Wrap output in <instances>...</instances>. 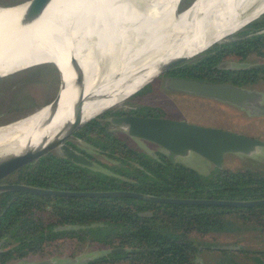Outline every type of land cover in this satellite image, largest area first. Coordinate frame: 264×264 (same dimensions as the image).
Here are the masks:
<instances>
[{
  "label": "trees",
  "instance_id": "1",
  "mask_svg": "<svg viewBox=\"0 0 264 264\" xmlns=\"http://www.w3.org/2000/svg\"><path fill=\"white\" fill-rule=\"evenodd\" d=\"M251 56L264 62V14L248 23L235 39L215 44L199 57L184 62L179 72L208 82L251 85L263 71L217 65L226 59L244 62ZM48 66L54 69L51 64ZM21 83L24 82H18ZM150 93L146 86L135 96L145 100ZM146 108L142 105L136 109ZM117 113L106 111L73 135L109 160V164H102L104 171L68 158L75 159L79 154L92 156L65 141L78 153L65 150L68 157H64L47 152L0 182L55 190L134 191L169 198L238 201L264 198V168H216L202 175L184 165L172 164L161 153L153 155L137 150L111 130L104 119ZM140 212L151 215L141 216ZM234 232L245 235L253 232L255 242L251 248L230 254L253 264H264V205L224 207L157 203L130 197L0 193V264L35 254L68 251L73 256V249L87 242L105 250L125 248V251H107L83 264H195L199 246L200 253L215 250L206 246L205 237Z\"/></svg>",
  "mask_w": 264,
  "mask_h": 264
},
{
  "label": "bare ground",
  "instance_id": "2",
  "mask_svg": "<svg viewBox=\"0 0 264 264\" xmlns=\"http://www.w3.org/2000/svg\"><path fill=\"white\" fill-rule=\"evenodd\" d=\"M181 1L41 0L26 11L0 9V77L47 60L71 69L53 102L0 127V168L117 105L154 67L205 50L264 13V0H195L179 15Z\"/></svg>",
  "mask_w": 264,
  "mask_h": 264
},
{
  "label": "rangeland",
  "instance_id": "3",
  "mask_svg": "<svg viewBox=\"0 0 264 264\" xmlns=\"http://www.w3.org/2000/svg\"><path fill=\"white\" fill-rule=\"evenodd\" d=\"M23 1L25 0H0V9L6 8L5 6L14 5ZM191 1L192 0L181 1L178 10L179 15L195 2V0H193L192 2ZM262 15H260L255 20H258ZM246 26L247 24L219 43L235 39V37H237L238 34L246 28ZM204 52L195 55L191 59L200 56ZM71 58L75 61V54L72 55ZM46 62H55L51 64L54 69L48 66L50 63H46L47 65L41 64L33 66L0 78V127L15 123L20 119L34 113L35 111L37 112L38 110H41V107L46 103L50 104L51 102H53V100L59 93L61 80L63 81L64 77V88L65 85L68 84L71 69L65 67V64L60 61L47 60ZM258 62H261L260 58L251 56L244 62L226 59L217 65L222 68H233ZM59 74L61 75V78ZM259 75H262V73H259ZM20 81H23L24 83L18 84V82ZM249 88L257 90L264 94V77H262V79H259L258 82L249 86ZM150 90H152V92L145 100H139V98H136V92L125 100L119 102L117 105L110 107L107 111H127L130 107L134 106V109L137 106H141L142 104L144 106L151 107L157 106L161 108L166 114L174 116L176 118L199 121L201 123L204 122L207 125H214L213 127H220L223 129L227 128L235 132L244 133L249 136L264 140V116H252L247 111L237 106L226 104L220 101H214L213 99L201 98L181 93L170 94L169 92L164 90L158 80L155 81L153 85H151ZM62 92L63 90L61 91V93ZM48 104H46L45 106H47ZM39 114L40 115L37 116L36 120H38V118H43L44 116V113ZM106 119L107 118H105L104 120ZM109 126L111 130L116 132L118 136H120L126 142H129V144L137 150L149 153L163 152L162 149L156 144L133 139L127 136L122 128H117L112 125ZM66 141L76 144L78 147L90 154L92 158H89L87 156L84 157L82 156V154H79V157L75 159L68 157L66 155L68 153H66L65 150H69V152H72L73 154L78 152L69 148V145L65 144V142L59 144L57 147L52 149L51 152L58 156L68 157L72 161L83 166H86V163L87 166H89L91 169H99L104 171L105 167L102 164H109L108 159L95 153L92 147L85 143V141H83L82 139L71 136ZM176 163L192 168L202 175L209 174L216 169V167L211 162L196 153H190L187 157L178 158ZM222 168H230L233 170L239 168H247L251 170L264 168V148L261 152L254 154L253 156H245L227 152L223 155ZM248 233V235H245L243 233L239 234L237 232L226 233L205 237L204 239L206 241L205 244H207L206 246L210 249H214V247L217 246L229 244L236 245L239 248H251L254 246L255 238L252 237V234H254L253 232ZM212 243H216L217 245H211ZM106 252L107 250L99 247L97 244L87 242L80 245L78 248L73 249V256H69L70 254L68 251H64L60 254H46L44 256L35 254L13 260L9 264H21L49 258L57 262L69 260L71 258L80 260L83 258H94L105 254ZM207 252L209 251L200 253V258L203 264H253V261H243L242 257L231 255V251H229L228 253H222L215 249L210 253ZM234 259L236 261H234Z\"/></svg>",
  "mask_w": 264,
  "mask_h": 264
},
{
  "label": "water",
  "instance_id": "4",
  "mask_svg": "<svg viewBox=\"0 0 264 264\" xmlns=\"http://www.w3.org/2000/svg\"><path fill=\"white\" fill-rule=\"evenodd\" d=\"M41 0H25L14 5L5 6L7 8L22 7L23 11L29 10L38 5ZM264 14V13H262ZM13 15L7 16L12 17ZM254 21V20H252ZM250 21V22H252ZM249 22V23H250ZM216 42L211 46L218 44ZM210 46V47H211ZM209 47V48H210ZM206 48L205 50H207ZM202 50L189 57H180L173 60L170 65L161 68L158 65L154 67V74L141 82L138 87L129 94L143 89L146 85L154 81L160 74L167 72L174 66L188 61L195 55L204 52ZM50 63V62H45ZM69 64H72L69 59ZM228 69H244L259 70L264 72V62L252 63L245 66L233 67ZM59 70V68H58ZM60 75V74H59ZM5 77V76H3ZM2 78V77H0ZM61 78V75H60ZM164 87L167 90H174L184 93H190L206 98L215 99L227 104L237 106L247 111L252 116H264V94L250 88L241 87L231 83H214L201 81L190 78L169 77L165 80ZM58 92V91H57ZM57 94V93H56ZM56 96V95H55ZM125 98V99H126ZM54 99V98H53ZM52 99V100H53ZM123 99V100H125ZM51 102V101H50ZM49 102V103H50ZM48 104V103H46ZM45 104V105H46ZM44 105V106H45ZM42 106L41 108H43ZM109 108L102 109L94 117L80 123L76 128L69 132L64 138L60 139L50 147L37 152L25 158L20 163L10 166L8 169L0 168V181L6 176L24 166L25 164L43 156L47 152L59 144L68 140L74 133L88 121L96 116L103 114ZM110 125L122 128L126 135L137 140H144L156 144L163 152L168 162L174 164L178 158L187 157L190 153H196L211 162L216 168L222 169L223 155L227 152L241 154L245 156H253L262 151L264 148V140L251 137L247 134L235 132L220 127L204 126L195 123H189L184 120H175L163 117H142L137 115H110L106 119ZM155 155L154 153H152ZM6 169V170H5ZM8 191H23L31 194L49 195V196H68V197H130L145 201L170 204H190V205H206V206H224V207H251L264 205V198L255 200H220V199H195V198H169L159 197L150 194H144L134 191L112 190V191H71V190H55L41 188L23 183H6L0 182V193ZM141 216H150L151 212H140ZM214 249L225 251H236L240 248L236 245H221ZM201 246L197 249V257L195 264H203L200 258ZM110 253H120L125 248H111L107 250ZM92 258L76 259L71 258L65 261H55L53 259H41L21 264H83Z\"/></svg>",
  "mask_w": 264,
  "mask_h": 264
},
{
  "label": "flooded vegetation",
  "instance_id": "5",
  "mask_svg": "<svg viewBox=\"0 0 264 264\" xmlns=\"http://www.w3.org/2000/svg\"><path fill=\"white\" fill-rule=\"evenodd\" d=\"M214 46V45H213ZM209 49V48H208ZM207 49V50H208ZM199 57V56H198ZM197 58V57H196ZM189 60H192V59H189ZM188 60V61H189ZM187 62V61H185ZM262 62V61H261ZM183 63H180L176 66H174L172 69L168 70L167 72H164L162 74H160L154 81H152L151 83H149L148 85L146 86H149V88H151V85H153V83L155 81H159L161 83V86L164 88L165 91L169 92L170 94H185V95H192V96H196V97H201V98H206V97H202V96H198V95H194V94H190V93H184V92H179V91H174V90H167L165 87H164V84H165V80L169 77H175V78H190V79H198V80H201V81H205V80H202V79H199V78H196V77H193V76H189L187 74H182L179 72V69L181 67H183ZM219 67V66H218ZM178 68V69H177ZM175 69H177V71H175ZM262 77H264V74L262 75H259V78L257 80V82L259 81V79H262ZM252 85V84H251ZM251 85H246V86H241V87H246V88H249V86ZM145 86V87H146ZM144 87V88H145ZM143 88V89H144ZM251 89V88H250ZM150 92H152V90H150ZM208 99H211V98H208ZM214 101H218V100H215L213 99ZM221 102V101H220ZM224 103V102H223ZM227 104V103H226ZM143 105V104H142ZM141 105V106H142ZM231 105V104H230ZM134 107V106H133ZM133 107H130L127 111H120L119 113L115 114V115H124V114H128V115H137V116H142V117H163V118H171V119H175V120H184L186 122H189V123H195V124H199V125H204V126H211V125H207L205 124L204 122L201 123L199 121H191V120H187V119H182V118H176L174 116H171V115H168L166 114L165 112H163V110L157 106H146L148 108L144 109V110H141V111H138L136 108L139 107L137 106L136 108L133 109ZM214 126V125H213ZM211 126V127H213ZM227 129V128H225ZM227 130H230V129H227ZM232 131V130H231ZM252 137V136H251ZM137 140V139H136ZM139 141H144V140H139ZM145 142H148V141H145ZM241 249V248H240ZM239 249V250H240Z\"/></svg>",
  "mask_w": 264,
  "mask_h": 264
}]
</instances>
